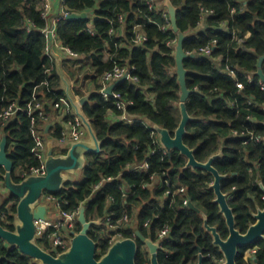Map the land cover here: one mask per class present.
<instances>
[{
	"label": "trees",
	"instance_id": "trees-1",
	"mask_svg": "<svg viewBox=\"0 0 264 264\" xmlns=\"http://www.w3.org/2000/svg\"><path fill=\"white\" fill-rule=\"evenodd\" d=\"M171 1L177 8L179 31L187 35L184 50L197 55L185 60L187 86L192 91L187 108L193 117L185 143L200 162L222 151L214 166L227 176L221 183L222 191L229 197L237 227L246 231L253 221L250 212L257 206L264 208L260 187V181L264 184V90L256 75L264 56V0ZM43 7L42 0H0V114L13 102L22 109L4 126L0 119V140L7 137L16 182L42 164L37 156L35 132L46 140L51 137L59 141L65 130L58 123L46 133L48 121L58 115L55 106L68 99L58 61L46 53L45 30L50 20L42 16ZM63 7L70 14H90L85 20L60 19L56 31L63 46L79 55L77 59L61 60L60 64L75 82L72 90L76 98L92 94L83 110L103 145L101 154L87 157V167L79 180L67 181L59 193L50 195L60 200L64 211H78L86 204L87 219L101 220V225L90 230L98 243V259L119 234L131 238L138 229L157 242L160 232L169 228L170 239L159 252L161 264H197L200 249L210 255L205 264H220L223 254L205 230L203 218L206 215L210 226L217 227L226 239V222L210 187L214 176L186 168L187 158L179 151L164 155L158 135L142 122L167 128L173 135L181 122L176 44H169L178 40V34L172 29L162 30L166 24L162 15L167 10L165 2L161 0L159 8L153 10L138 0H65ZM122 14L124 23L119 21ZM89 26L94 35L88 32ZM136 26L148 38L143 44L133 42ZM112 28L116 30L114 34H110ZM214 41L211 54H202L200 50ZM83 59L88 63L81 65ZM77 63L79 69L89 68L83 79L74 70ZM116 65L130 69V77L118 84L115 93L132 102L128 114L137 119L135 123L111 122L109 114L121 117L122 111L115 106L113 97L106 99L100 93L101 77ZM238 81L244 84L243 89L237 87ZM89 84L93 85L92 91ZM36 103L42 104L47 119L39 117L38 112L31 115L25 111ZM74 119L70 108L63 121ZM257 138L261 140L257 142ZM66 152L65 148L57 154ZM145 163L149 165L147 170L138 168ZM4 174L5 169L0 167V181H4ZM152 175L160 183L168 181L170 186L160 187L158 182L145 188ZM181 187L202 213L185 207L179 195L166 194ZM18 202V198L7 194L0 206V224L12 231ZM125 215L135 220L136 229L122 225L108 232L111 224L117 225ZM71 229L80 232L82 226L77 221ZM55 230L49 229L37 243L51 250L49 235ZM137 240V264H150L145 244ZM258 246L259 260L264 264V240L258 241ZM0 264L40 263L0 239Z\"/></svg>",
	"mask_w": 264,
	"mask_h": 264
},
{
	"label": "water",
	"instance_id": "water-1",
	"mask_svg": "<svg viewBox=\"0 0 264 264\" xmlns=\"http://www.w3.org/2000/svg\"><path fill=\"white\" fill-rule=\"evenodd\" d=\"M165 6L170 14L172 29L178 34L176 44V62L177 74L181 85L180 113L181 122L174 135L169 129L154 125V131L157 133L161 145L171 156L173 152L179 151L181 155L187 158L186 168L193 170H202L211 173L214 176V182L210 186L216 194L215 203L219 205L220 212L227 220L230 235L223 239L216 227H211L208 223V217L204 215L205 227L210 231L214 238V245L218 246L225 257V264H236V257L240 248L248 247L257 240L264 239V208L258 209L255 215L256 223L250 227L246 233H241L236 229L235 215L230 207L228 195L222 191L221 183L227 177L222 175L214 166V161L222 156V151L206 162H200L196 159L194 150L185 143L187 126L193 120L188 112L187 101L192 94L187 86L188 71L185 68V60L196 58L197 55H190L184 50V42L187 35L180 32L177 24V8L171 0H165ZM90 16L89 13L81 14L71 13L66 19L70 21L85 20ZM264 56L260 58L258 71L256 75L264 82L263 71ZM58 68L63 80V88L66 92L68 102L76 116L82 121L86 131L87 139H82L69 144L65 154H57L55 150V141L50 138L47 145V155L45 161V175H30L20 182H16L13 177L14 163L8 156V140L4 136L0 140V167L5 169L3 176L4 185L7 194L19 199L17 205V214L15 221V230H9L0 224V239L4 240L10 247L18 248L23 254L28 255L40 264H137V255L139 252L138 240L134 238L118 239L111 245L106 254L101 258L97 257L98 243L90 236V230L93 226L101 225V220L89 221L86 217V204L80 209L78 222L82 229L80 232H72L70 247L62 253L57 254L58 250L53 249L49 252L37 243V226L40 221H48L50 206L43 202L46 194L59 193L67 181H75L74 177L87 167V157L102 153L103 141L99 139L91 121L84 113V106L89 102L92 94H87L82 98H76L72 90V83L65 74L60 61ZM129 78V75L116 81L107 89L108 94H113L118 84ZM54 126L51 123L46 128V133ZM260 187L264 192V184L260 181ZM0 196V206L3 201ZM190 208L197 212L200 209L193 203ZM139 240L149 249L151 264H161L159 260L160 244L146 238L139 230L137 231ZM198 264L204 263V255L200 254Z\"/></svg>",
	"mask_w": 264,
	"mask_h": 264
},
{
	"label": "built area",
	"instance_id": "built-area-1",
	"mask_svg": "<svg viewBox=\"0 0 264 264\" xmlns=\"http://www.w3.org/2000/svg\"><path fill=\"white\" fill-rule=\"evenodd\" d=\"M42 1L44 3V7H43L44 9L42 12V16L45 19H49L50 6H49L47 0H42ZM138 1L140 3H142L143 5L147 6L150 10H153L156 8L158 9L160 6V0H138ZM62 2H65V0H62ZM235 10H236L235 8L232 9V12H235ZM69 14L70 13H68L64 10L63 14L57 19V21H59L60 19H66L67 15H69ZM162 15L166 21V24L161 26L162 30H164L165 32L170 31V29H172V23H171V18H170V14L168 12V9L166 11H163ZM119 21L121 23H124V21H125V15L124 14L119 16ZM45 32L48 35V45L46 47V53L52 55L53 54V50H52L53 40L55 38H58L57 31H56V29L53 30L49 27V28H46ZM88 32L91 35L95 34V31H94L92 26L88 27ZM115 32H116L115 28H112L110 30V34H114ZM135 33H136V37L133 41L135 44H143L144 42H146L148 40L147 36L141 31L140 26L135 27ZM246 37H249V36H246ZM215 42L216 41H214V43L212 45L210 44L209 46L202 48L200 50L201 53L204 55H210L213 48H214L213 45L215 44ZM169 44L175 45V44H177V41L173 42V44H172V42H169ZM175 47H176V45H175ZM66 51H67V55L69 58H71V59L79 58V55L77 53L73 52L72 50H70L69 48H66ZM226 70H230V69L227 68ZM234 73H235L234 71L230 70V74L234 75ZM126 75H129V77H130V69L125 67V66H119V65H116L111 71L105 72L104 75L100 79V83L102 84V89L100 90V93L103 94V96L106 99H109L111 97L114 98L115 106L118 108V110L122 111V115L120 117L121 121H125L127 123H135L137 119L130 117L128 114V107L132 104V102L125 100L120 93H115V91L111 95L107 93V89L109 88V86L114 84L116 81L122 79ZM135 79L137 80V78H135ZM249 81L252 82L253 78L249 77ZM260 84H261V89L264 90V82L261 79H260ZM237 87L239 89H243L244 84L242 82L238 81ZM70 108H71V106H70L69 102L66 100H64L62 103H59L55 106V110H57L58 113H60L63 117L70 110ZM21 110L22 109L19 107V105L16 102L11 103L0 114V119L2 120V125L3 126L6 125L9 121L12 120V118L15 116V114ZM25 111H28L31 115L33 114V112H35V113L38 112L39 117L47 119L46 113L43 110V106L41 103H36L34 106H31L28 110H25ZM71 113L75 117V119L72 121H68V122L64 121V124L68 126L69 130H67V131L64 130L62 138L58 141L60 146H61V149H63L62 146H65V148L66 147L68 148L69 144L72 142H76V141H79L82 139H87V136H88L87 131H86L82 121L80 120V118L78 116H76L74 114L72 108H71ZM35 122H36V119H33L32 124L34 126H35ZM142 122L149 129L154 130V126L146 123L145 121H142ZM154 133L157 134L155 131H154ZM35 137H36V140L38 143L37 156L41 160L42 164L39 168H32L30 175H45L46 174L45 161H46V155H47L48 140H46L40 132H35ZM253 138L254 137H252L251 139H253ZM157 139H158V142L160 144V148L163 151L164 155H169L168 151L161 145L159 137ZM260 140H261V138H257L256 141L258 142ZM154 153H155L154 151L151 152V154H154ZM138 168H143L144 170H147L149 168V165L147 163H145L144 165H142L141 167H138ZM138 168H135V169L133 168V170H136ZM131 171H132V169H131ZM27 177H24V179ZM158 182H159L158 178L155 175H152L151 176V183L145 185V188L149 187V186L151 188L155 185H158ZM164 184L166 186H170V183L168 181H165L164 183L159 182L158 186L162 187ZM1 188L7 194V189L4 185V181H0V189ZM166 194L168 196L179 195L183 199V205L185 207L190 208V203L192 202V200L186 196V189L185 188L181 187V188L175 190L174 192H172L171 190H168L166 192ZM263 199H264V197H263ZM43 202L50 206V210L53 209V207H54V209L58 210V217L59 218L56 220H51V218H50L46 222H44V221L38 222L37 239L39 237L43 236L44 234H46L49 229L55 228L56 230L52 234L49 235V239H50V242L52 244V249L49 250V252L50 251L52 252L53 249L58 250L57 254L65 252L71 245V239L73 237L72 232H75L74 230L71 229V227L78 221L80 210L73 211V212H67V211L62 210L61 206H60V200L53 197L50 194H48V195L46 194L43 197ZM49 214H50V211H49ZM134 221H135L134 219L130 218L128 215H125L122 219L118 220L117 225L111 224V228L113 229L112 231L119 230L122 225H129V226L133 225ZM125 228H128V227H125ZM169 237H170V229L169 228H165L164 230H162L160 232L159 239H158L157 243L160 244L161 248H164V243L170 239ZM118 239H122L121 234L118 235ZM115 241L112 240L111 245L114 244Z\"/></svg>",
	"mask_w": 264,
	"mask_h": 264
},
{
	"label": "crops",
	"instance_id": "crops-1",
	"mask_svg": "<svg viewBox=\"0 0 264 264\" xmlns=\"http://www.w3.org/2000/svg\"><path fill=\"white\" fill-rule=\"evenodd\" d=\"M161 1V0H160ZM165 2V0H163ZM49 6H50V13H49V20H50V28L55 30L56 29V21L57 19L63 14V11H64V7H63V2L62 0H47ZM202 28V27H201ZM246 36H249V35H246ZM52 50H53V56L56 57L57 61L59 60L61 62V60H65V59H68V55H67V51H66V47L63 46L62 42L60 41L59 37L58 38H55L53 40V46H52ZM83 63H88V60L87 59H83L82 61V64ZM70 64H68V67H69ZM80 68V66H79ZM65 74L67 75V73L65 72ZM79 78H81V73H79ZM68 77V76H67ZM70 79V78H69ZM71 83H72V86L73 84L75 83L74 80L71 78ZM91 87V84H89V88ZM90 90L92 91L93 90V87L90 88ZM88 94H91V93H88ZM110 116V120L111 122L115 123V122H118V121H121V118L120 116H117L115 115L114 113H110L109 114ZM58 116H53L52 117V122L51 123H54V126L58 123H61L63 124V126L65 127V130H69L68 126L64 124L63 121H58V118H56ZM50 123V124H51ZM51 137H48V141ZM55 141V140H54ZM48 145V144H47ZM63 149H65V146H62ZM67 148V147H66ZM55 149H56V152H58V150H61V146L59 144L58 141H55ZM80 176V175H79ZM79 178V177H77ZM76 178V179H77ZM7 194L5 193V191L1 188L0 189V196L4 197L6 196ZM52 208V207H51ZM58 215V210L54 209H51L50 210V218L51 220H56L58 219L59 217L57 216ZM134 224V223H133Z\"/></svg>",
	"mask_w": 264,
	"mask_h": 264
},
{
	"label": "flooded vegetation",
	"instance_id": "flooded-vegetation-1",
	"mask_svg": "<svg viewBox=\"0 0 264 264\" xmlns=\"http://www.w3.org/2000/svg\"><path fill=\"white\" fill-rule=\"evenodd\" d=\"M216 195V194H215ZM229 198V197H228ZM216 199V198H215ZM264 200V199H263ZM228 201H229V199H228ZM219 206V205H218ZM231 207V206H230ZM232 208V207H231ZM258 209H261V208H258V206L256 207V210L255 211H251L250 212V214H251V216H252V218H253V221L249 224V226H248V228H247V230L246 231H242L241 229H239L238 227H237V218H236V214H235V212H234V209L232 208V210H233V212H234V215H235V223H236V229L238 230V231H240L241 233H246L249 229H250V227L252 226V225H254L255 223H256V218H255V215L258 213ZM263 209V208H262ZM199 213H202L201 212V210H200V212ZM203 218H204V214H203ZM224 220H225V222H226V226H227V230H228V235H227V237H226V239L229 237V235H230V230H229V226H228V223H227V220L224 218ZM209 223V222H208ZM210 225V224H209ZM204 227H205V219H204ZM212 227V226H211ZM217 228V227H216ZM205 230L207 231V232H209L210 233V235H211V237L213 238V235H212V233L210 232V231H208L207 229H206V227H205ZM137 231H138V229H136L134 232H135V234L131 237V238H134V239H139V237H138V235H137ZM217 231H218V228H217ZM219 233V232H218ZM221 236V235H220ZM261 240H264V239H261ZM213 241H214V238H213ZM258 241H260V240H257L255 243H253V244H251V245H249L248 247H242V248H240L239 249V252H238V254H237V257H236V264H261L260 263V260H259V252H260V247L258 246ZM157 243V242H156ZM214 244V243H213ZM145 246V248H146V250H147V252H148V256H149V259H150V264H151V257H150V253H149V249L147 248V246L146 245H144ZM162 250H163V248H161ZM222 253V252H221ZM200 254H203L204 255V263H205V260L206 259H208V258H210V255L209 256H206L205 254H204V251H203V249H200L199 250V253L197 254V257H198V262H199V256H200ZM223 254V253H222ZM225 262H226V260H225V257H224V255H223V260H222V262L220 263V264H225ZM198 264V263H197Z\"/></svg>",
	"mask_w": 264,
	"mask_h": 264
},
{
	"label": "rangeland",
	"instance_id": "rangeland-1",
	"mask_svg": "<svg viewBox=\"0 0 264 264\" xmlns=\"http://www.w3.org/2000/svg\"><path fill=\"white\" fill-rule=\"evenodd\" d=\"M77 68H75L74 70L75 71H77L78 72V75H79V73H81V78L83 79V78H85L86 77V74H87V72L89 71V68L88 67H85V68H83V69H79V63H77V66H76ZM93 87V85H91V87L90 88H92ZM90 88L88 87V89H89V91H90ZM81 89L83 90V87H82V85H81ZM58 117H56V118H58V121L60 120V121H63V119H64V117L60 114V113H58V115H57ZM52 120V119H51ZM46 122H47V120H46ZM48 122H52V121H48ZM64 122V121H63ZM50 123H48V125L50 124ZM47 125V126H48ZM47 128V127H46ZM77 177H79V178H77ZM80 177H81V173H80V176H76V177H74L76 180H79L80 179ZM46 202V201H45ZM58 216V215H57ZM135 226H136V223L135 224H133L132 226H131V228L132 227H134L135 228ZM124 227H128L129 228V225H124ZM136 229V228H135ZM113 229L111 228V226L109 227V231L108 232H111Z\"/></svg>",
	"mask_w": 264,
	"mask_h": 264
}]
</instances>
